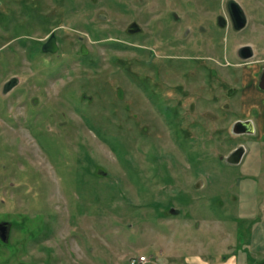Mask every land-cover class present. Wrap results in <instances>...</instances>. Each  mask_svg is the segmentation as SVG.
Segmentation results:
<instances>
[{
	"label": "rangeland",
	"instance_id": "374dc122",
	"mask_svg": "<svg viewBox=\"0 0 264 264\" xmlns=\"http://www.w3.org/2000/svg\"><path fill=\"white\" fill-rule=\"evenodd\" d=\"M236 1L218 45L226 0H0V264H264V0Z\"/></svg>",
	"mask_w": 264,
	"mask_h": 264
},
{
	"label": "flooded vegetation",
	"instance_id": "af4514ba",
	"mask_svg": "<svg viewBox=\"0 0 264 264\" xmlns=\"http://www.w3.org/2000/svg\"><path fill=\"white\" fill-rule=\"evenodd\" d=\"M234 1H236V0H226L225 6L223 8H221L220 11H218L216 16L211 18V19H208V21H209L208 24H209V27H210V31L209 32L212 35L217 36L216 39L218 41V45L222 44V40H221L220 34L223 31V28H226V27L230 28L231 27L232 31L238 32V31L244 29L246 27V25H247V23H246V25L243 28H238L237 27V22L234 19V12H233L234 9H233V6H232V2H234ZM245 15H246V13H245ZM133 23H136V22H133ZM133 23H131L130 27L128 28L129 32H133V33L141 32L142 31V27H141V25L139 23H138V26H137V30H132L133 29L132 28V24ZM194 27H195V31H198L200 33H203L205 31H207V30H204V27L201 26V25L199 27H196V26H194ZM190 28L189 27H185L184 29L183 28L180 29V34H182V36H183L182 38H184L186 34L191 32ZM176 35H177V31L174 29V30H171L170 36H168V37L171 40H174L176 42V40H175L177 38ZM46 41H45V43H46ZM243 47H241V46L238 47V49L236 50V55L237 56H241V57L245 58L244 56H245V53H247V52H251L254 55V51H253L251 46H250V49H245ZM211 71L213 73H215L214 69H212V68H211ZM263 72H264V65L260 66V71H258V73H257V86H258V88H259V82H260V79H261V76H262ZM259 90L264 92V90H262L261 88H259ZM251 124H252V127H250L248 125L240 126V128H239L240 132H242V131H244V132L245 131H249L250 132L251 129H248V128H253V130H254L253 123H251ZM12 229H13V227H12V222L11 221L0 219V244L8 245L9 243H11Z\"/></svg>",
	"mask_w": 264,
	"mask_h": 264
},
{
	"label": "water",
	"instance_id": "95a60500",
	"mask_svg": "<svg viewBox=\"0 0 264 264\" xmlns=\"http://www.w3.org/2000/svg\"><path fill=\"white\" fill-rule=\"evenodd\" d=\"M232 6H233V12H234V19L236 20L237 22V27L238 28H243L246 23H247V18H246V15H245V12L242 8V6L240 5L239 2L237 1H234L232 2ZM137 26H138V23H133L132 24V30H137ZM43 48L45 51H51V52H56L58 50V41H57V36L56 34L53 32L50 37L48 38V40L46 41V43L43 45ZM243 48L245 49H250V46H244ZM253 54L251 52H247L245 53V58H248V57H251ZM10 84V83H9ZM259 87L264 90V72L262 73V76H261V79H260V82H259ZM251 120H238L234 123V130L236 132H239V128L240 126L242 125H248L250 127H252V124H251ZM248 129H251V131H253V128H248ZM245 153V149L244 147H238L236 148L234 151H232L230 153V155L228 156V161L230 162H234V163H238L241 161L243 155ZM176 211V208H171V212H175ZM178 211V210H177Z\"/></svg>",
	"mask_w": 264,
	"mask_h": 264
},
{
	"label": "built area",
	"instance_id": "2783aa9c",
	"mask_svg": "<svg viewBox=\"0 0 264 264\" xmlns=\"http://www.w3.org/2000/svg\"><path fill=\"white\" fill-rule=\"evenodd\" d=\"M130 264H146L147 257L146 255H133L130 257Z\"/></svg>",
	"mask_w": 264,
	"mask_h": 264
},
{
	"label": "crops",
	"instance_id": "0c3cea01",
	"mask_svg": "<svg viewBox=\"0 0 264 264\" xmlns=\"http://www.w3.org/2000/svg\"><path fill=\"white\" fill-rule=\"evenodd\" d=\"M248 120V119H247Z\"/></svg>",
	"mask_w": 264,
	"mask_h": 264
}]
</instances>
